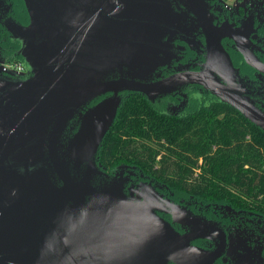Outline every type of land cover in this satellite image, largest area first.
<instances>
[{
  "label": "water",
  "instance_id": "water-1",
  "mask_svg": "<svg viewBox=\"0 0 264 264\" xmlns=\"http://www.w3.org/2000/svg\"><path fill=\"white\" fill-rule=\"evenodd\" d=\"M173 2L196 12L202 0H25L30 21H13L10 32L29 72L0 74V264H210L215 253L189 243L204 221L150 183L128 198L122 173L96 161L121 93L154 100L182 81L208 87L212 56L201 71L153 81L176 35L191 34ZM206 34L222 53L226 34ZM213 82L264 130L261 109ZM165 207L192 232L159 217Z\"/></svg>",
  "mask_w": 264,
  "mask_h": 264
},
{
  "label": "flooded vegetation",
  "instance_id": "flooded-vegetation-1",
  "mask_svg": "<svg viewBox=\"0 0 264 264\" xmlns=\"http://www.w3.org/2000/svg\"><path fill=\"white\" fill-rule=\"evenodd\" d=\"M173 6L186 12L185 28L191 34L187 36L184 31L176 35L172 40V57L157 67L153 81L201 71L212 56L214 62L208 68V87L182 81L154 100L145 98L162 113L181 117L212 106L232 107L211 90L213 80H217L228 87L230 93L248 98L264 112V0H237L230 7L220 0H202L196 6V12L182 3L173 2ZM199 15L207 18V22ZM13 21L29 23L25 0H0V55L15 52L18 55L21 44L10 32ZM206 31L226 34L219 41L222 53L208 43ZM127 93L130 92H123L121 96ZM104 171L110 176L116 171L122 173L121 177L125 178L123 189L128 198L137 197L140 184L150 183L163 200H169L204 221L205 224H198L194 229V237L189 243L204 252L215 253L210 264H264V217L259 212L226 203L202 204L193 199L194 195L171 191L166 183L138 174L131 164ZM165 208L158 210L157 215L178 234L192 232L191 225L174 220L170 209ZM167 264L175 263L169 261Z\"/></svg>",
  "mask_w": 264,
  "mask_h": 264
},
{
  "label": "trees",
  "instance_id": "trees-1",
  "mask_svg": "<svg viewBox=\"0 0 264 264\" xmlns=\"http://www.w3.org/2000/svg\"><path fill=\"white\" fill-rule=\"evenodd\" d=\"M96 161L107 171L131 164L138 174L202 204L226 203L264 217V130L235 108L212 106L173 116L141 93H127ZM195 168L204 177L192 185Z\"/></svg>",
  "mask_w": 264,
  "mask_h": 264
},
{
  "label": "built area",
  "instance_id": "built-area-1",
  "mask_svg": "<svg viewBox=\"0 0 264 264\" xmlns=\"http://www.w3.org/2000/svg\"><path fill=\"white\" fill-rule=\"evenodd\" d=\"M224 6H232L237 0H220ZM6 60L2 63V68L0 69V74L9 75L11 73L25 76L28 71V66L22 57L17 56H4Z\"/></svg>",
  "mask_w": 264,
  "mask_h": 264
},
{
  "label": "rangeland",
  "instance_id": "rangeland-1",
  "mask_svg": "<svg viewBox=\"0 0 264 264\" xmlns=\"http://www.w3.org/2000/svg\"><path fill=\"white\" fill-rule=\"evenodd\" d=\"M5 60H6L5 57L0 56V69L2 68V63H4ZM199 163H201V162L199 161ZM203 177H204V173H203L202 169L201 168H195L193 173L190 176V179H192L191 184L195 185L196 182L199 183L200 180H203Z\"/></svg>",
  "mask_w": 264,
  "mask_h": 264
}]
</instances>
